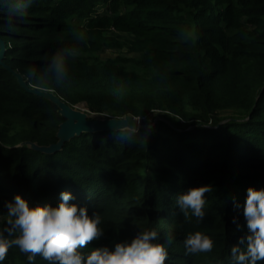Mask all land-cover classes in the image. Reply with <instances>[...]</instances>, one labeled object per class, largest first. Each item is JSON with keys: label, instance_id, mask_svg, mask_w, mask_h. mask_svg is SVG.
I'll use <instances>...</instances> for the list:
<instances>
[{"label": "trees", "instance_id": "1", "mask_svg": "<svg viewBox=\"0 0 264 264\" xmlns=\"http://www.w3.org/2000/svg\"><path fill=\"white\" fill-rule=\"evenodd\" d=\"M0 39V216L16 193L30 206L56 205L68 190L75 197L69 203L98 212L105 229L79 251L154 227L175 235L165 264H231L230 246L247 231L234 201L243 205L250 185L264 187V0H35L12 28L0 27ZM62 45L79 53L70 79H49L48 88L109 117L160 112L150 128L141 127L146 139L128 143L100 130L75 135L52 153L32 146L57 141L63 117L15 73L45 89L25 69L42 70ZM110 47L125 51L101 57ZM203 184L213 186L206 215L187 220L175 197ZM195 230L213 238L212 251L185 254L183 239ZM4 264L29 262L13 247ZM34 264L48 262L37 254Z\"/></svg>", "mask_w": 264, "mask_h": 264}, {"label": "clouds", "instance_id": "2", "mask_svg": "<svg viewBox=\"0 0 264 264\" xmlns=\"http://www.w3.org/2000/svg\"><path fill=\"white\" fill-rule=\"evenodd\" d=\"M35 0H0V27L12 28L14 22L22 18ZM75 31V30H74ZM181 33L184 34L183 30ZM180 33V34H181ZM78 41H84L82 32H75ZM79 53L75 45H62L46 57L42 70L29 65L25 69L26 78L41 88H48L51 79L62 84L70 79V61ZM142 116L135 117L125 113L119 117H110L113 135L121 141L134 143L141 134ZM149 128L151 124L147 125ZM213 190L211 184L190 186L187 191L175 197V207L183 217L197 222L203 221L206 212L205 193ZM243 205L234 201L236 208H241L247 231L238 237V242L230 246L231 264H257L264 261V187L248 186ZM71 191L59 192L56 205L37 203L31 205L21 194H14L6 200L3 208L6 212L0 216V264H4L9 249L18 247L26 254L29 264H34L37 254L48 264H165L168 259V247L175 240L172 232L165 235L154 227L138 229L130 239L125 238L110 247L101 245L91 247L87 251H79L94 240H99L105 232L101 226V215L77 203ZM172 215L175 211L170 210ZM236 229H242L239 218L232 216ZM185 254L210 252L214 247L213 238L207 233L195 230L183 239Z\"/></svg>", "mask_w": 264, "mask_h": 264}, {"label": "water", "instance_id": "3", "mask_svg": "<svg viewBox=\"0 0 264 264\" xmlns=\"http://www.w3.org/2000/svg\"><path fill=\"white\" fill-rule=\"evenodd\" d=\"M5 51V41L0 39V59L4 58ZM15 74L23 88L30 93L51 100L58 107V112L63 117L56 133L57 141L48 145H36L33 143L32 146L35 149L46 153H52L60 150L66 141L70 140L75 135H80L82 132L112 130L109 124L110 117L92 118L80 108L66 102L56 92L29 86L20 73ZM141 125V127H148L147 123H141Z\"/></svg>", "mask_w": 264, "mask_h": 264}, {"label": "rangeland", "instance_id": "4", "mask_svg": "<svg viewBox=\"0 0 264 264\" xmlns=\"http://www.w3.org/2000/svg\"><path fill=\"white\" fill-rule=\"evenodd\" d=\"M112 35H117V33L112 32ZM120 37L122 38H129L131 37L129 34H120ZM125 51V48H117V47H110V48H104L102 50L99 51V54L101 57L105 58L107 56H113L117 53H122ZM76 107L80 108L81 110H83L84 112H86L90 117L92 118H105V117H109L104 113H98V112H94L91 111L86 105L85 103H77L75 104ZM163 117L162 114L158 111H154L152 112L148 117L146 118H142L141 123H147V124H151L153 125L154 123H156L158 120H160V118Z\"/></svg>", "mask_w": 264, "mask_h": 264}]
</instances>
